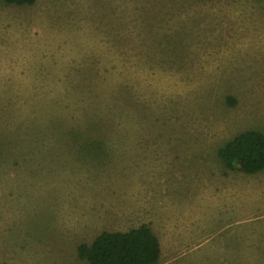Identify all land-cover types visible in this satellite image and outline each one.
<instances>
[{"label": "rangeland", "instance_id": "374dc122", "mask_svg": "<svg viewBox=\"0 0 264 264\" xmlns=\"http://www.w3.org/2000/svg\"><path fill=\"white\" fill-rule=\"evenodd\" d=\"M249 129L264 0H0V264L141 224L157 264H264V169L217 153Z\"/></svg>", "mask_w": 264, "mask_h": 264}, {"label": "trees", "instance_id": "16d2710c", "mask_svg": "<svg viewBox=\"0 0 264 264\" xmlns=\"http://www.w3.org/2000/svg\"><path fill=\"white\" fill-rule=\"evenodd\" d=\"M9 5H31L35 0H3ZM233 104L234 99H230ZM218 156L231 170L254 174L264 169V133L249 129L235 135L218 149ZM87 264H157L161 248L147 224L127 231H102L77 247Z\"/></svg>", "mask_w": 264, "mask_h": 264}, {"label": "clouds", "instance_id": "9594fccd", "mask_svg": "<svg viewBox=\"0 0 264 264\" xmlns=\"http://www.w3.org/2000/svg\"><path fill=\"white\" fill-rule=\"evenodd\" d=\"M248 174V173H247Z\"/></svg>", "mask_w": 264, "mask_h": 264}]
</instances>
